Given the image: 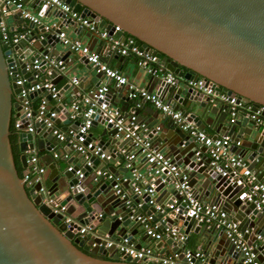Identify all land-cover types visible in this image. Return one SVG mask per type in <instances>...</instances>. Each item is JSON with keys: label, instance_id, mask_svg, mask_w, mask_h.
<instances>
[{"label": "water", "instance_id": "1", "mask_svg": "<svg viewBox=\"0 0 264 264\" xmlns=\"http://www.w3.org/2000/svg\"><path fill=\"white\" fill-rule=\"evenodd\" d=\"M64 1L73 10L81 11L82 15L90 17L99 28H105L110 33L114 25H119L121 30L115 32L117 37L124 39L126 35L132 36L135 45L154 53L166 69L177 76L203 78L215 91L249 101L251 110L263 106L264 114V0ZM56 14L58 28L45 29L44 22H29L31 31L14 45L21 72L28 79L30 72L25 70V56L32 60L33 50L54 54L58 42L54 34L61 27L60 20L64 15L60 11ZM69 23L74 25L72 21ZM10 52L11 49L0 41V264H151L118 253L115 247V242L125 236L135 247H141L133 236L142 226L137 215H142L148 209L155 211L147 203L148 196L144 197L141 207L130 211L125 206V200L115 194L112 188L114 180L103 177L95 180L93 177L92 181L85 182L86 171L83 177L74 174L77 166L73 170L55 167L56 159L51 149L57 141L50 128L39 123L35 124L34 133H21L17 136L19 161L25 168L19 172L10 129L13 110L19 108L18 103L13 102V95L18 92L19 86L11 82L8 75L7 62L11 58L6 59L5 55ZM182 66L187 71L182 70ZM156 80L159 84L155 92L160 97H166L165 101L171 107L188 114V119L196 122L197 126L213 109L223 113L230 112L224 104L213 106L210 102L211 107H208L206 100L209 97L204 99L202 92L186 84L176 87L165 83L162 77H156ZM118 88L121 98L127 104L131 103L130 98L122 96L124 87ZM183 91L184 95L180 96ZM109 96H112V90ZM239 114L233 121H229V127L240 126ZM98 120L104 125L102 134L111 135L108 141H100L106 148V155L113 156L115 153L121 157L122 163V146L119 139L114 137L115 130L96 113L93 115V125ZM75 123L79 124L80 119ZM174 124L172 135L164 134V147L169 157L182 171L187 173L191 170L194 176L202 177V186L206 184V187H210L208 195L218 202V206L228 213L230 219L238 222L244 238L255 245L256 254L264 255V206L258 209L255 202L248 199L249 183L237 184L228 177L221 176L211 167L210 158L203 154L205 146L195 141L190 132L183 130L180 124ZM247 126L248 134H252L253 122L248 121ZM254 129L260 132L255 126ZM262 136L254 137L252 134L247 144L240 145L245 152L251 150L250 159L255 158L258 167L264 166V132ZM230 138L239 139L232 136ZM111 144H115L117 148L109 152ZM27 147H35L39 152L45 148L49 150L42 157L48 165L42 177L44 183L49 175H53L49 177L52 184L47 188L48 195L53 199L52 203L42 202L44 195L28 190L21 178V174L28 172V155L24 152ZM63 150L69 148L64 147ZM92 159L93 164L99 163L98 157L92 156ZM123 170L127 171L126 168ZM116 176L123 181L121 176ZM257 177L260 179L258 175ZM164 178L165 181L156 190L167 184L172 187L169 192L174 193V178ZM55 203L64 206L65 211L54 213L52 205ZM181 213L170 211L169 215L164 216L160 229L172 226L167 221L176 218L180 221L174 225L178 231L184 227L199 232L202 223L196 222L189 213ZM66 215L71 217L69 223L63 220ZM130 223L131 228H128ZM81 225H86L88 231L79 236L75 231ZM204 232H214L210 239V243H214L213 253L203 260L192 258L193 264H245L240 252L234 248L222 228H205L202 235ZM250 233L253 236L250 237ZM184 237L180 242H175L171 235L165 240L173 245L171 251L178 253V258L186 262L183 250L189 236L185 234ZM107 240H113L114 244L111 247L105 246ZM256 258L258 260V256ZM228 259L231 260L230 263ZM258 263L264 264L259 260Z\"/></svg>", "mask_w": 264, "mask_h": 264}, {"label": "built area", "instance_id": "2", "mask_svg": "<svg viewBox=\"0 0 264 264\" xmlns=\"http://www.w3.org/2000/svg\"><path fill=\"white\" fill-rule=\"evenodd\" d=\"M33 2L45 6V8L55 9L62 12L63 18L60 20L61 27L54 34L61 45L73 51L89 63L96 72L106 78V82L99 83L87 93L83 94L79 100H73L69 107L60 102V88L53 81L57 70L65 69V61L62 55L43 53L33 50V59L28 60V56L23 58L25 70L30 72V79L21 72L17 61V51L14 45L18 44L30 31L27 29H14L9 23V18L17 14L21 19L32 23H41L40 17L31 11L24 0H0V41L6 44L11 52L5 55V58H11L7 62V71L10 81L19 90L13 95V102H17L19 108L12 113V133L19 135L21 133H34L36 123L48 127L57 142H61L64 147L69 148L68 152L62 150L61 154L53 152V156L70 159V151H74L83 156L81 166L67 163L65 169L74 170L77 177H83L87 168H94V179L100 177L114 180L112 188L115 194L120 195L125 200V206L134 211L141 207L144 197L148 196L147 203L155 208L159 213L173 211L182 212L181 215L189 213L196 222H201L207 229L222 228L226 237L234 245L243 257L245 264H259L257 254L254 251L255 245L250 244L244 238L238 222L228 217V213L220 208L216 203H206L201 201L195 194L189 175L182 171L178 165L163 151L154 147L152 143V130L147 124L138 120L136 108H130L127 112L112 106L110 102V85L107 81L113 82L115 87L125 86L128 90V97L133 100H143L150 102L155 108L169 116L176 124H180L183 130H188L195 141L205 146L206 154L210 158L211 167L221 176L228 177L237 184L247 182L250 185V191L247 194L249 200L255 202V206L261 209L264 206V180L259 179L255 172L249 167L247 160L242 154L234 149L233 146H240L239 139L232 140L229 135H208L203 129L199 128L194 121L188 119V114H184L178 109L171 107L156 92L150 91L145 87H140L128 80L125 69H118L110 66L98 50H92L80 39L71 37L66 30L69 21H72L79 28H86L90 33L96 34L104 40L107 50H114L122 55H131L136 59L137 65L147 74L153 77H162L168 85H177L182 79L186 85L196 91H200L210 97L213 106L227 104L230 109V120L233 121L241 110L246 106L248 109V121H252L254 126L264 132V114L263 106L256 110H251V103L237 96H229L215 91L207 85L203 78L192 79L177 76L174 72L166 69L161 59L154 53L134 44L135 39L126 35L124 39L117 37L115 32L121 30L119 25H114L112 33L105 28H99L98 25L88 16L82 15L81 11L73 10L64 0H33ZM69 20V21H68ZM45 23V29L58 28L57 22ZM58 55V56H57ZM40 71L43 76L40 77ZM71 82L77 84L79 79L73 77ZM55 105H52L50 101ZM224 110V108L222 109ZM99 114L115 130L114 137L124 139L131 143L133 149H121L123 154L124 167L129 170V176L122 178L128 182L132 192L142 198V201L134 202L121 186L122 182L118 176L108 170L93 166L92 156L104 159L108 155L101 143L93 140L90 129L93 125V115ZM80 114V118H79ZM61 116L69 120V124L60 126L56 123ZM80 119V123L75 122ZM26 124V127H24ZM155 131L159 129L156 126ZM54 148V147H53ZM52 148V149H53ZM51 149V150H52ZM28 155L26 167L28 172L21 174L22 180L28 190H33L35 194H42V202L52 203L53 199L48 195L47 187L43 184V173L46 165L42 163L39 151L34 148L25 149ZM200 150L197 151L199 153ZM141 159L143 165L136 167V162ZM163 176V177H162ZM165 176H172L174 193L165 203L156 201V187L159 183L165 181ZM39 184V186H38ZM38 186V187H37ZM54 213H63L64 206L57 203L52 205ZM64 221L69 223L70 216H64ZM154 220L152 212L137 215L142 223L146 236L153 240H161L164 234L173 236L177 242L184 240V235L178 231L175 226H165L162 230L161 222ZM87 226L81 225L76 229L75 234L82 236L87 232ZM113 240H107L105 246L111 247ZM118 253L126 254L130 257L141 259L143 263L151 264H193L192 258L203 259L204 253L200 249L192 250L185 248L183 256L186 262L178 258V253L167 252L160 253L155 247L143 246L135 247L130 243L128 237H122L115 242Z\"/></svg>", "mask_w": 264, "mask_h": 264}, {"label": "crops", "instance_id": "3", "mask_svg": "<svg viewBox=\"0 0 264 264\" xmlns=\"http://www.w3.org/2000/svg\"><path fill=\"white\" fill-rule=\"evenodd\" d=\"M25 3L29 6V8L31 9V11L33 13H36L39 17L40 20L42 22H46V23H51V22H57L58 20V16H57V11L55 9H50L48 10V8H45V6H42L40 4H37L36 2L34 3L33 0H24ZM9 23L11 25V27H13L14 29H27L28 31H31L29 28V21H25L23 19H21L17 14H13L11 15V17L9 18ZM66 30L67 33L74 38L80 39L83 43H86L90 49L92 50H98L100 51L101 54H103L104 59L106 60V62L115 68L118 69H125L126 70V75L128 77V80L132 83H134L137 86L140 87H145L148 90H151L155 92V88L158 87L159 82L156 80V77H153L149 74H147L143 69H141L137 63H136V59L134 58V56L131 55H122L114 50H107V47H105V43L104 40H102L101 38H99L98 36H96V34L94 33H90L88 30H86V28H79L75 25L72 24H68L66 26ZM59 45H61L60 43H57ZM55 46V50L54 53L58 54V55H62V57L64 58L65 61V69L64 70H57L54 74V78L53 81L55 82V84L60 88V92H61V96H60V102L63 105H66L67 107H69L70 103L73 100H79L81 98V96L85 93H87L90 89L94 88L97 84L99 83H103L106 82V78L104 76H102L101 74H99L98 72H96L94 70V68L87 63L82 56H80L79 54L73 52V51H69L68 48H66L65 46L61 45V47L59 46ZM40 77L43 76V72L40 71ZM73 77H77L79 79V82L77 84H73L71 82ZM108 84L110 85V90H112V96H110V102L112 104V106H115L117 108H119L121 111L123 112H127L128 110H130V108L135 107V103H139L138 107L136 108L137 111V116H138V120L144 122L145 124H147L152 130L151 133V139H152V143L154 145L155 148L163 151L167 156H169L168 151L166 149V147H164L165 144V138H164V134H167L169 136H171L172 134V127H174L173 125H175L173 123V121L171 120V118L169 116H167L166 114H164L163 112H161L160 110H158L157 108H155L150 102L148 101H143V100H133L131 99V103H126L120 95L119 92V88L115 87L113 82L111 81H107ZM184 81L182 79H180L179 83L176 85V87H181L182 85H184ZM204 95V99H207L209 96L202 93ZM167 95V93L165 94ZM184 95V91L181 92L180 96ZM122 96H126L128 97V90L127 87L124 86V89L122 91ZM129 98V97H128ZM161 98L165 101L166 97H162ZM50 103L52 105H55L54 102L51 100ZM206 103L208 105V107H211L210 105V97L209 99L206 100ZM250 103V102H249ZM224 105H227L226 103H224ZM247 106V105H246ZM246 106L243 108V110L240 111L241 112H245V114H239V118L241 120V124L239 127H234L231 126L229 127L228 124L230 123V113L226 112L223 113L222 111L213 109V111L209 112L207 116H205V119H203L200 123V125L198 126L199 128L203 129L208 135H212L214 136L215 134L217 135H223V133L229 134L232 137H237L239 138V140L241 141V144H244L248 142V140L250 139L251 135L253 134L254 137H258V136H262L261 130L259 129L260 132H257V130L254 129V126L252 127V134H248L249 128H247V124H248V118H247V112L248 109L246 108ZM227 114V115H226ZM56 123L60 126H65L67 124H69V120L64 117L61 116L60 118L57 119ZM196 124V122H194ZM198 123V121H197ZM159 126V129L154 131L155 127ZM104 129V125L102 124L101 120H98L97 122H95L94 125H92L91 129H90V134L91 137L93 138V140H95L96 142H99L101 140L103 141H108L111 138V135L109 134H102V131ZM242 130V131H241ZM223 132V133H222ZM263 137V136H262ZM119 142L122 146V149H128L131 150L133 149L131 143L127 140L124 139H119ZM102 144V143H101ZM264 144V142H263ZM102 146L104 147V145L102 144ZM260 146V145H259ZM114 148H117V146L115 144H111L110 145V150H114ZM233 148L235 149V147L233 146ZM64 149V145L61 142H57L54 146V148L51 150L52 152H57L59 154H61ZM104 149L106 150V148L104 147ZM237 151H239L242 156L247 160L248 165L251 167V169L255 172H257L258 176L260 177V179L264 180V166L258 167V165H256V161L255 158L250 159V152L251 150H248L247 152L243 151V147L238 146ZM66 152H68L66 150ZM121 152V151H120ZM41 155V158L43 156H45L47 153H49V150H47L46 148L42 151L39 152ZM70 163L72 164H76L78 166H81L84 159L83 156H81L80 154L74 152V151H70ZM203 154L208 156L206 154V149L203 148ZM120 158L119 156H116L115 153H113V156L108 155L107 158L101 159L99 158V163L97 164H93V166L95 167H100V168H104L105 170H108L109 172L119 175L122 178H127L129 176V170L124 171L123 168L124 167V162H120ZM55 162L54 165L55 167H57L60 170H63L66 168L67 166V160H65L64 158L61 157H56L55 158ZM21 169V172L25 169L24 167L21 166L20 161L18 162ZM42 163L44 165H46L47 168V163L42 160ZM143 165L141 159L139 161L136 162V167L137 168H141ZM46 170V169H45ZM86 177H85V182H89L92 181L93 177H94V168H89L86 169ZM187 174L189 175L190 178V182L192 184L193 190L196 194V196L203 202L206 203H211L214 202L216 204H218L217 201H213L211 198V195H208V190L210 187H206L202 186L203 182H202V177L200 175H196L194 176V173L189 170L187 172ZM53 175H49V177L51 178ZM47 178L44 181V186H46L48 188V186H50L52 184V181L50 178ZM44 180V178H43ZM121 183L122 188L124 189L125 193L134 201H142V198L139 196H136V194H134L129 186V184L127 183V181L123 180ZM162 183V182H161ZM160 184V183H159ZM158 184V185H159ZM171 186L167 185V184H163L159 190H156V200L157 202L160 203H165L168 200H170V197L172 196V192H169V190H171ZM150 206V205H149ZM152 212L154 215V220L157 222L159 220H161L165 215H169L170 211H166V213H163L162 216H159L160 213L158 211H152L150 209L143 211L145 212ZM167 217V216H166ZM166 221V220H165ZM133 222V221H132ZM167 222H169V224H171L172 226H174L177 223H180V221L176 218H173L172 220H168ZM131 224L128 225V228H131ZM205 227L201 226V229L199 230V232H195L194 230L191 229H186V228H182L180 229L181 232L183 234H188V242L186 244L185 248H190L192 250H196V249H200L202 250V252L204 253V257L207 256H211V254L213 253V248H214V243L211 242L210 243V239L212 238V236L214 235V232H204V234L202 235L203 231H204ZM213 230V229H212ZM211 230V231H212ZM207 231V230H206ZM130 232L128 231V234ZM250 237L253 236V233L249 234ZM165 237V238H164ZM134 240L138 243L141 244V247L143 246H154L155 249L160 252V253H167L168 250L169 252L171 251V248H173L172 244H169L167 242V240H165L166 238H169V236L167 234H164L161 240H153L152 238H150L149 236H146L144 229L142 226H140L138 228V231L134 234L133 236ZM159 241H162V243L160 244ZM175 242H177L174 239ZM258 260L259 262H264V255L261 253H258ZM211 258V257H210ZM220 257L218 256L217 260H219ZM203 260V259H202ZM201 260V261H202ZM231 260L228 259V263H230ZM201 264V262H200Z\"/></svg>", "mask_w": 264, "mask_h": 264}, {"label": "trees", "instance_id": "4", "mask_svg": "<svg viewBox=\"0 0 264 264\" xmlns=\"http://www.w3.org/2000/svg\"><path fill=\"white\" fill-rule=\"evenodd\" d=\"M181 69L184 71H187V68H185L183 66L181 67ZM10 129L12 130V121L10 123ZM11 142H12V148H13L14 155H15V151H17V154L15 155V160L17 163L18 170L21 173L20 166H18L19 165V163H18L19 162V151H18V145H17V135H15V134L11 135Z\"/></svg>", "mask_w": 264, "mask_h": 264}, {"label": "rangeland", "instance_id": "5", "mask_svg": "<svg viewBox=\"0 0 264 264\" xmlns=\"http://www.w3.org/2000/svg\"><path fill=\"white\" fill-rule=\"evenodd\" d=\"M57 46L61 47V45L57 44Z\"/></svg>", "mask_w": 264, "mask_h": 264}, {"label": "flooded vegetation", "instance_id": "6", "mask_svg": "<svg viewBox=\"0 0 264 264\" xmlns=\"http://www.w3.org/2000/svg\"><path fill=\"white\" fill-rule=\"evenodd\" d=\"M17 154V151H15V155Z\"/></svg>", "mask_w": 264, "mask_h": 264}]
</instances>
